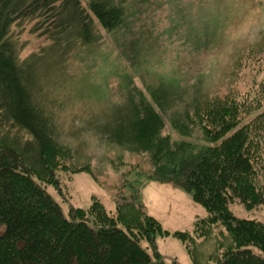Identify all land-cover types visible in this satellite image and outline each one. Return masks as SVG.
Here are the masks:
<instances>
[{
  "label": "trees",
  "instance_id": "trees-1",
  "mask_svg": "<svg viewBox=\"0 0 264 264\" xmlns=\"http://www.w3.org/2000/svg\"><path fill=\"white\" fill-rule=\"evenodd\" d=\"M123 2L0 0V264H165L157 234L179 239L193 264H264V223L230 210L234 202L247 209L264 205V109L244 121L261 107L263 87L255 95L186 99L193 113L184 116L200 128L202 141L161 135L177 95L164 85L106 102L97 115L65 111L80 94L67 86L70 55L96 43L98 29L120 27ZM25 24L48 43L21 58ZM103 114L110 116L99 123ZM176 114L169 113L171 125L188 136ZM86 132L147 152L149 176L183 188L206 215L191 230L171 232L132 195L112 213L93 197L87 208H71L66 216L44 185L55 183L67 161L69 170L95 175L90 162L76 161L79 148L69 142ZM199 238L214 240L213 250L200 252Z\"/></svg>",
  "mask_w": 264,
  "mask_h": 264
},
{
  "label": "rangeland",
  "instance_id": "rangeland-1",
  "mask_svg": "<svg viewBox=\"0 0 264 264\" xmlns=\"http://www.w3.org/2000/svg\"><path fill=\"white\" fill-rule=\"evenodd\" d=\"M123 7L126 18L120 27L98 29L96 43L79 46L70 55L67 86L77 87L80 94L67 103L68 113L95 115L106 102H123L129 94L146 95L148 89L164 85L177 94L169 113H177L174 120L179 128L190 132L181 136L167 112L161 135L170 136L172 142L202 141L200 128L184 116L186 110L190 117L193 113L186 99L255 95L264 88V0H124ZM30 29L31 24H25L19 37L21 58L48 43ZM262 109L264 97L261 107L244 121ZM109 116L99 115L98 122ZM69 142L79 148L76 161L90 162L95 175L71 171L67 161L55 183L44 185L66 216L71 208H87L93 197L112 213L117 202L132 195L171 232L191 230L194 221L206 215L183 188L149 176L153 166L147 152L100 141L89 132ZM230 210L237 217L264 223V205L247 209L234 202ZM220 229V225L214 227L215 232ZM197 241L200 252L213 250L214 240ZM155 246L165 264L173 260L193 264L183 243L172 235L157 234Z\"/></svg>",
  "mask_w": 264,
  "mask_h": 264
}]
</instances>
